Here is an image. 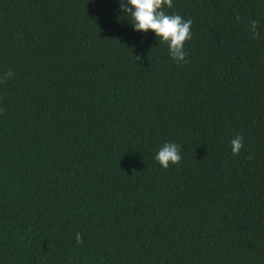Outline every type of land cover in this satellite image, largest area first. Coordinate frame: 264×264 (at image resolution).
Listing matches in <instances>:
<instances>
[{
  "label": "trees",
  "instance_id": "1",
  "mask_svg": "<svg viewBox=\"0 0 264 264\" xmlns=\"http://www.w3.org/2000/svg\"><path fill=\"white\" fill-rule=\"evenodd\" d=\"M164 11L186 63L120 0H0V264H264V0Z\"/></svg>",
  "mask_w": 264,
  "mask_h": 264
},
{
  "label": "clouds",
  "instance_id": "2",
  "mask_svg": "<svg viewBox=\"0 0 264 264\" xmlns=\"http://www.w3.org/2000/svg\"><path fill=\"white\" fill-rule=\"evenodd\" d=\"M121 10L130 17L129 22L137 32H154L160 43L167 45L170 57L177 62H187V53L184 44L192 36V20H184L178 14H167L164 9L173 7V0H120ZM251 31L255 36L258 33L257 21L250 22ZM136 60L140 57H135ZM11 74V72H8ZM231 150L238 155L243 145V137L236 135L231 141ZM251 159V157H249ZM155 161L164 169L170 164H179L181 161L180 146L176 143L165 142L155 155ZM77 244L83 243L82 235L76 234Z\"/></svg>",
  "mask_w": 264,
  "mask_h": 264
}]
</instances>
